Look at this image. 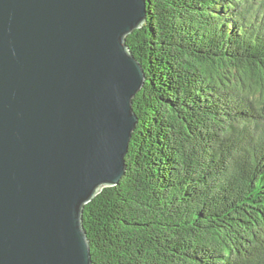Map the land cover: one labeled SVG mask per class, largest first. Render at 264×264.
<instances>
[{
	"label": "trees",
	"instance_id": "trees-1",
	"mask_svg": "<svg viewBox=\"0 0 264 264\" xmlns=\"http://www.w3.org/2000/svg\"><path fill=\"white\" fill-rule=\"evenodd\" d=\"M146 2L126 172L83 210L92 264H264V0Z\"/></svg>",
	"mask_w": 264,
	"mask_h": 264
},
{
	"label": "water",
	"instance_id": "water-1",
	"mask_svg": "<svg viewBox=\"0 0 264 264\" xmlns=\"http://www.w3.org/2000/svg\"><path fill=\"white\" fill-rule=\"evenodd\" d=\"M146 0H0V264H92L83 210L119 184Z\"/></svg>",
	"mask_w": 264,
	"mask_h": 264
},
{
	"label": "rangeland",
	"instance_id": "rangeland-1",
	"mask_svg": "<svg viewBox=\"0 0 264 264\" xmlns=\"http://www.w3.org/2000/svg\"><path fill=\"white\" fill-rule=\"evenodd\" d=\"M125 172H126V169H125ZM124 174H125V173H124ZM122 177H123V176H122ZM103 188H104V187H103ZM103 188H102V189H103ZM99 192H100V191H99ZM99 192H98V193H99Z\"/></svg>",
	"mask_w": 264,
	"mask_h": 264
},
{
	"label": "bare ground",
	"instance_id": "bare-ground-1",
	"mask_svg": "<svg viewBox=\"0 0 264 264\" xmlns=\"http://www.w3.org/2000/svg\"><path fill=\"white\" fill-rule=\"evenodd\" d=\"M163 105V104H162ZM84 218V217H83Z\"/></svg>",
	"mask_w": 264,
	"mask_h": 264
}]
</instances>
